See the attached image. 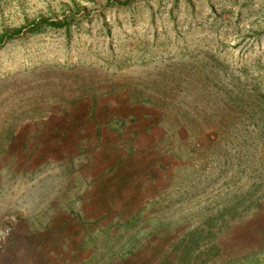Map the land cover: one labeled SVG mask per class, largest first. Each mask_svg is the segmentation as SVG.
I'll return each mask as SVG.
<instances>
[{
    "label": "rangeland",
    "instance_id": "rangeland-1",
    "mask_svg": "<svg viewBox=\"0 0 264 264\" xmlns=\"http://www.w3.org/2000/svg\"><path fill=\"white\" fill-rule=\"evenodd\" d=\"M115 113L150 127L164 161L88 182V226L47 230L18 191L49 168L14 182V161H62L68 131ZM5 223L0 257L21 243V264H264V0H0ZM52 238L51 261L34 244Z\"/></svg>",
    "mask_w": 264,
    "mask_h": 264
},
{
    "label": "crops",
    "instance_id": "crops-1",
    "mask_svg": "<svg viewBox=\"0 0 264 264\" xmlns=\"http://www.w3.org/2000/svg\"><path fill=\"white\" fill-rule=\"evenodd\" d=\"M99 121H95L99 124L94 122V131L92 132L81 128L84 124L80 126L78 132L73 134L74 137L78 135L76 143L73 144H70L71 132L68 131L69 146L66 145L63 148L62 161H32L27 168L26 166L19 167L18 161H14V182H25L24 174L27 176L30 174L34 163L38 164L37 168L42 166L49 168L46 173L39 175L40 177L32 182L39 183V187L35 185L30 187L29 185V189L25 186L22 188V194L18 191L21 198L34 201L33 211L37 213V218L41 219L42 215H46L48 220L46 226L49 228L47 230H70L73 226L77 229H85V226H88L84 218L88 213L87 200L91 198L87 193L88 182L92 186L89 193L98 188L115 189V183L135 179L133 174L137 168L146 167L149 171L152 152H157L155 157L158 165L164 161L161 156H166V149L162 141H159L160 137L155 135L150 127L127 125L132 124L128 123V116L116 113L108 118L105 117L102 123ZM120 123L124 125H120ZM88 133H91V136ZM42 177L47 183L46 190L43 185L40 186V183L44 182ZM135 180L139 181V179ZM124 193L126 197L123 195L122 197L126 198V201L119 202L114 206L118 210L116 213L125 212V207H129L127 203L129 197L139 196L133 190H126ZM99 194L102 193L99 192ZM100 195H93L92 198L95 200L98 196L102 197ZM22 212L19 211V214ZM54 244H56V238L40 241L34 245L36 249L40 247L41 256L52 261L54 252L50 247ZM62 245L66 246L64 242ZM14 246V251L8 250L0 257V264H21L19 262L22 253L21 243ZM70 246L68 241V249H66L68 255ZM30 259L33 261V255L30 256Z\"/></svg>",
    "mask_w": 264,
    "mask_h": 264
},
{
    "label": "built area",
    "instance_id": "built-area-1",
    "mask_svg": "<svg viewBox=\"0 0 264 264\" xmlns=\"http://www.w3.org/2000/svg\"><path fill=\"white\" fill-rule=\"evenodd\" d=\"M12 230L13 226L10 223H5L0 226V251L3 249L4 244L8 236L11 234Z\"/></svg>",
    "mask_w": 264,
    "mask_h": 264
}]
</instances>
